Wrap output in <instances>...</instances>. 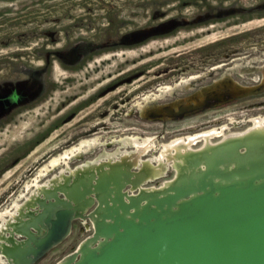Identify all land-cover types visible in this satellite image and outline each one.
Returning a JSON list of instances; mask_svg holds the SVG:
<instances>
[{
  "label": "rangeland",
  "instance_id": "374dc122",
  "mask_svg": "<svg viewBox=\"0 0 264 264\" xmlns=\"http://www.w3.org/2000/svg\"><path fill=\"white\" fill-rule=\"evenodd\" d=\"M154 28L158 33L146 39L143 45L130 47L131 40L126 35L142 34V31ZM234 35L237 37L231 38ZM140 36L136 35V38ZM240 36L263 43L264 0H0V84L21 80L25 74L17 68L30 65L33 71L39 70L32 75L37 87L42 82L46 88L45 94L40 95L42 102L39 105L0 123V209L10 208L14 202L20 204L27 196L23 187L37 169L51 157L78 143L85 134L78 131L97 123L106 126L104 131L137 127L143 132L124 133V137L120 135L122 133H101L108 141L115 142L110 145L111 152L132 151L130 146L116 143L120 138L151 137L159 147V144L176 137L190 135L180 131L198 122L171 124L166 128L169 133H150L162 132V126L166 125L158 121L114 120L111 108L107 111L108 103L118 90L128 95L168 70L172 73L173 69L186 66L184 73L188 74L192 71L189 68L200 67L199 60L205 53L220 58L231 53L229 50H235L243 43ZM229 37L230 41L220 44L221 39ZM71 41H84L83 55L71 53ZM97 48L105 53L84 64L88 73L85 70L82 73L69 71L86 53H95ZM261 51L262 54L255 51L253 74L259 76L262 85L245 89L239 95L249 96L250 101L244 107L254 109V113H260L254 104L264 101V50ZM45 66V72L39 69ZM139 72L143 73L141 77ZM109 82L126 83L99 99L95 95L86 109L68 121L81 101ZM74 94L77 98L71 101ZM261 109L264 110V106ZM232 121L240 125L232 128L233 123L222 122L228 125V132L249 125L248 120H242V123ZM100 146L96 152L102 148ZM76 159L69 165L80 163ZM172 171L160 177L158 187L173 178L175 171ZM51 174L46 178L43 176L41 182ZM90 235L89 232L77 235L75 231L71 239L56 247L47 259L54 258L51 264H59ZM38 264H45V261Z\"/></svg>",
  "mask_w": 264,
  "mask_h": 264
},
{
  "label": "water",
  "instance_id": "95a60500",
  "mask_svg": "<svg viewBox=\"0 0 264 264\" xmlns=\"http://www.w3.org/2000/svg\"><path fill=\"white\" fill-rule=\"evenodd\" d=\"M172 164L173 178L154 188L142 187L146 168L127 161L41 187L0 231L1 258L36 264L87 218L92 234L59 264H264V129Z\"/></svg>",
  "mask_w": 264,
  "mask_h": 264
},
{
  "label": "flooded vegetation",
  "instance_id": "af4514ba",
  "mask_svg": "<svg viewBox=\"0 0 264 264\" xmlns=\"http://www.w3.org/2000/svg\"><path fill=\"white\" fill-rule=\"evenodd\" d=\"M183 22L186 23V21ZM157 31L158 29L156 30L155 28L148 29L146 31H142V34L134 32L132 34L126 35L125 37L130 38L128 39L131 40V45L129 44L130 47L136 45L139 46L143 45L146 42V39H148L149 37L151 38L156 33H158ZM136 35L142 36L136 38ZM235 37H237V35H234L231 38ZM231 38L221 39L220 44L230 41ZM240 39H243V43L238 44L235 50H229L231 51V53H225L224 56L221 58L218 56L212 57L209 53H205V55L199 60L200 67L189 68L192 71L188 74L184 73L187 71L186 66L177 70L173 69L172 73H170L171 70H168V73H164L163 75L158 74V76H155L153 78V81H150L147 85L145 84L139 86L135 90L128 93V95L127 93H122L123 91L118 90L119 87L124 85L126 82L122 84H119L120 82L106 83L105 85H103V87L99 88L97 92L87 97L86 100L84 99L83 101H81L76 107V112H73L71 114V117L68 121L74 119L81 110L86 109L92 103L90 102V100L95 95L98 96L96 97V99H99L104 95L106 96L110 93L115 92L116 90H118V93L113 96L112 101L108 103L109 106L107 109L108 111L111 108V110L114 112L113 119L124 122H127L128 119H132L135 122L158 121L163 123V125H166L162 126V132L150 133H169L168 131H166V128H168V126H171V124L178 123V125H183L189 122H198L197 125L192 124L180 131V133L192 134L207 130L212 127H219L225 122L232 123V120H236L237 122H241L242 120L247 121L249 119V116L251 117L260 115L264 112V110L261 109L262 106H264V101H258L254 104L260 112L254 113V109L244 107L245 103H248L250 101L249 96L240 97V94H238V92L241 90L251 89L262 85L259 76H255L253 72L254 69H256V60L254 61V58L256 57L255 51H258V54L263 53V51L261 50L264 49L261 48H264V41L263 43H260L258 40L253 41L252 39H245L243 36H240ZM53 41L54 38H52V42ZM71 42L73 44L71 53L76 54V56L79 54L83 55V51L81 52V48L83 47L84 41H75L76 43H74V41ZM195 52L199 54L201 51ZM103 53L105 52L101 50V48H97L95 53H93V51L86 53L87 55L85 54V57L83 56V58L80 59L78 64H76L74 68L70 69L69 71L82 73L85 70V72L88 73L86 71L87 67H85L84 64L88 63L89 61H92L95 56L101 55ZM214 66L216 68H214ZM249 68H251L252 70H250ZM39 69H42V71L45 72L47 66L39 67ZM181 69L183 71H179ZM36 70V72L33 71L30 65H21L17 68V71L24 73V78H22L21 80L16 79L15 81H5L0 84V123H3L10 117L18 115L23 111L33 109L36 105H39L42 102L40 100V95L45 94L46 88L42 82L39 83L40 85L37 87V82L34 80L35 77L32 76L34 75V73H39L38 68ZM139 73L141 77L143 73ZM195 75H198L199 78L195 80L190 79V76ZM181 80L182 82L184 81L183 83L187 81L186 84H184L183 86L180 85L179 87H176V89L171 94H164L163 96H160L157 92L161 86H174L176 83L178 84L179 82H181ZM81 90H83V88ZM155 91L157 93H155ZM76 96L77 94H74L71 101L76 100ZM127 105H129L128 108ZM226 111L229 112L226 113ZM64 123L66 122H63V124ZM234 126L237 128L238 125H230V127L232 128ZM246 127L248 126H239V131L244 130ZM105 128L106 126L97 123L91 128H88L87 130H80L77 133H85L84 135H82L83 138H86L87 136L90 137L96 134L101 135V133H122L120 134L123 135L122 137L126 136L124 135V133H143L137 127H130L129 129H123V131H104L103 129ZM82 137L80 139H82ZM156 138H158V136ZM113 143L115 142L107 140V142L103 146H100L102 148L99 150V152H96L97 147L93 148L91 151H89V153L85 154L90 155V157L88 156L87 159L84 158L85 155H80V157L76 159L79 160L80 163L72 165L68 169L65 168L66 171H62L61 173H59V176H57V178H55L54 180L52 177L56 173H58L57 171L60 169L59 167H57L56 169H51L48 173L44 175L43 178H46L49 174L57 170L54 172L53 175L51 174L52 176L50 175V178L48 179H50L51 181L63 182L64 176H71L72 173L75 172L77 169H83L85 167L89 170L90 173L91 171L95 172L94 167H97L103 163H113L116 161H118L119 163H123V161H127L131 165V171L138 172L140 168H146V180L144 181L142 187L154 188L158 187V180L161 179L160 177L162 175L165 176L168 171H172V166H167L166 171H157L160 169L158 167L159 163H156L154 160H152V162L149 161L148 159L150 158V156L134 160V156L131 157L133 155L132 151H129V154L121 155L118 154L120 150H113L112 152L117 151V153L113 155L114 157L105 158L104 156H102L105 153L112 154L110 145ZM116 143L122 144L120 141ZM202 146L203 145L194 146L193 148L197 149ZM83 158L84 160H82ZM173 172L174 171H172V173ZM43 178L39 180V183H41V185H43L46 180H48L45 179L43 182H41ZM50 185L51 184L47 185L46 187H50ZM34 188L32 189L33 191L29 194L27 191L25 192L27 196L23 197L19 209L14 212L15 215L19 216L18 213L20 209L23 208L24 202L28 197L32 195H37V191L34 190ZM124 191L128 194L132 193L130 191V186H127ZM92 197L94 198V195H92ZM0 210L3 209L1 208ZM88 212L89 211H87V213ZM23 213H25V211ZM9 220L10 221H8L6 225L9 222L13 221L12 218H10ZM75 231L77 235L88 232L92 234V223L87 218L84 220L76 219L72 221L71 232L69 236L58 246L64 244L65 242H67V240L71 239V236ZM56 247L53 248L50 252H48L36 264L40 263L41 261H45V264H51L54 258H47L50 253H52L56 249Z\"/></svg>",
  "mask_w": 264,
  "mask_h": 264
},
{
  "label": "bare ground",
  "instance_id": "6f19581e",
  "mask_svg": "<svg viewBox=\"0 0 264 264\" xmlns=\"http://www.w3.org/2000/svg\"><path fill=\"white\" fill-rule=\"evenodd\" d=\"M214 68H216V67L214 66ZM198 78H199L198 75L190 76V79H192V80H195ZM183 82L181 81L178 84L176 83L174 86H172V85L161 86L157 92L159 93L160 96H163L164 94H171L176 89V87H179L180 85L183 86L184 84H186L187 81L185 83H183ZM157 92L155 91V93H157ZM146 99H147V97H146ZM143 105H144V103H143ZM232 123H233V121H232ZM247 123H249L248 127L242 131L228 132V130H229L228 125L223 124V125H220L219 127L217 126L215 128H210V129L198 132V133H193V134L185 135L182 137H176L169 142L159 144V147L157 144H155L154 138H151V137L150 138H141L138 136V137L124 138V139L120 138L116 142L120 141L124 146H126V145L130 146V148L132 149V152H133V155L131 157L134 156V160H136V159L138 160L140 158L150 156V158L148 159L149 161L152 162V160H154L156 163H159L158 167L160 169L158 168L159 170H157V171H162V170L166 171L167 166L173 165V164H171L172 160H173V158H175L177 156V154H180L181 152L188 151V150H196L193 148L194 146H199V145L208 146V145H212L214 143H217L218 141L223 140V139L228 138V137L242 135L243 133H245L247 131L264 129V115L260 114V115L255 116V117H250L248 119ZM229 124H231V123H229ZM233 124L240 125V123H233ZM102 139L104 141H101ZM106 142H107V139H105L104 137L98 136V134H97L96 136H91L89 138L81 139L78 143L72 144L71 146L66 148L63 152L57 154L56 156L51 157L49 160L44 162L37 169V172L32 177V179H30V181L27 184H25L26 186L23 187V188H25L24 191L26 190L29 194L33 191L32 189L34 187H35L34 190H36V191L39 190L41 187H46L47 185L51 184L52 181L50 179H48V180H46V182L43 185H41V183H39V180H41V178L46 173H48L51 169H56L57 167L60 168L57 171L58 173H56L52 177L54 180L55 178H57V176H59V173H61L62 171H66L65 168H67V169L70 168L69 162L71 160H73L75 158H79L80 155L88 152L89 150H91L94 147H97L98 145L102 146ZM199 148H201V147H199ZM199 148H197V149H199ZM116 153H117V151L112 152V154L105 153L102 156H104L105 158H111V157H114L113 155ZM129 153L130 152H128L127 150L118 152V154H121V155L122 154L126 155ZM153 153L155 155H153ZM160 173H162V172H160ZM34 193H35V191H34ZM19 207H20V204L14 202L10 208L0 210L1 211L0 212V231L5 227L6 223L8 221H10L9 220L10 218L13 219V217L15 216L14 212L17 209H19ZM0 264H6L5 261L3 260V258H1V256H0Z\"/></svg>",
  "mask_w": 264,
  "mask_h": 264
}]
</instances>
